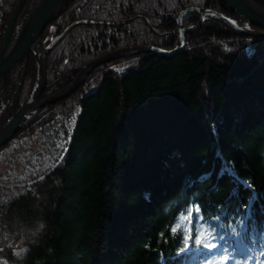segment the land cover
<instances>
[{
	"label": "trees",
	"instance_id": "16d2710c",
	"mask_svg": "<svg viewBox=\"0 0 264 264\" xmlns=\"http://www.w3.org/2000/svg\"><path fill=\"white\" fill-rule=\"evenodd\" d=\"M17 1L0 0V32ZM187 7L234 15L222 0H74L45 29V46L52 26L102 24L78 25L54 47L43 99L105 53L174 49ZM199 22L197 13L183 21ZM33 63L31 54L19 107ZM33 139L52 158L21 184L0 182V264H264V37L208 20L177 53L102 64L0 156ZM201 230L218 247L194 246Z\"/></svg>",
	"mask_w": 264,
	"mask_h": 264
},
{
	"label": "water",
	"instance_id": "95a60500",
	"mask_svg": "<svg viewBox=\"0 0 264 264\" xmlns=\"http://www.w3.org/2000/svg\"><path fill=\"white\" fill-rule=\"evenodd\" d=\"M73 1L18 0L0 32V149L30 124L43 107L70 97L85 83L95 69L109 61L152 52L164 55L177 53L186 45L187 32L196 29L208 20L221 21L239 34L248 37H264V0H222L234 14L233 16L205 7H187L176 18L179 41L174 49L164 50L152 45H140L105 53L78 69L74 82L68 88L42 100L47 83V61L54 47L64 39L71 29L78 25L102 24L101 22L80 20L69 25L60 34L56 28V35L45 46L42 39L45 29L61 16ZM189 13L199 14L200 22L193 27L186 28L183 21ZM31 54H34L37 60L36 81L28 102L19 107L21 90Z\"/></svg>",
	"mask_w": 264,
	"mask_h": 264
},
{
	"label": "rangeland",
	"instance_id": "374dc122",
	"mask_svg": "<svg viewBox=\"0 0 264 264\" xmlns=\"http://www.w3.org/2000/svg\"><path fill=\"white\" fill-rule=\"evenodd\" d=\"M58 34H59V31H58ZM55 35H56V27L52 26V27H50V30L48 31L47 40L48 39L52 40V38ZM28 64H29V62H28ZM47 68H48V66H47ZM27 70H28V65L26 68V75H27ZM33 71H34V78H33V83H32L31 90H30V95H31L32 89L34 87V84L36 81V75H37V60H36L35 55H34ZM26 75H25V78H26ZM47 79H48V76H47ZM24 82H25V79H24ZM23 85H24V83H23ZM46 85H47V83H46ZM22 88H23V86H22ZM30 95H29V98H30ZM49 97H51V96H49ZM49 97H47V98H49ZM42 100H44L43 95H42ZM38 139H33L30 142L18 143L15 151L12 152L9 150H5L2 153V155L0 156V172H2L3 174H5L7 176L4 178V180L0 181L1 183H3L5 186L14 185L15 183L21 184L26 179L34 176L37 173L36 172L37 170H39V169L43 170L44 167L47 166V164L51 161L52 155L48 149H45L44 147L41 146V143H40L41 140H38ZM34 159H38V160H36L38 162V163H36L38 168L32 167L29 164V162L34 161ZM8 176L13 181L12 180L7 181V180H9ZM6 178H8V179H6Z\"/></svg>",
	"mask_w": 264,
	"mask_h": 264
},
{
	"label": "snow or ice",
	"instance_id": "6c2138e0",
	"mask_svg": "<svg viewBox=\"0 0 264 264\" xmlns=\"http://www.w3.org/2000/svg\"><path fill=\"white\" fill-rule=\"evenodd\" d=\"M247 27V25H245ZM197 213H199L200 209L196 208ZM189 216H191V212L188 213ZM183 239L185 240L184 248H187L189 246L188 240L191 239L190 236H184ZM216 239L215 235L209 230L208 235L206 236L205 233L201 230L197 232V237L193 241L194 246H203L207 250H214L215 247H218V245H214V240ZM222 264H230V260L228 258H225Z\"/></svg>",
	"mask_w": 264,
	"mask_h": 264
},
{
	"label": "bare ground",
	"instance_id": "6f19581e",
	"mask_svg": "<svg viewBox=\"0 0 264 264\" xmlns=\"http://www.w3.org/2000/svg\"><path fill=\"white\" fill-rule=\"evenodd\" d=\"M246 50L249 51V53H254L255 52V49H254V47L252 46L251 43H249L247 45Z\"/></svg>",
	"mask_w": 264,
	"mask_h": 264
}]
</instances>
